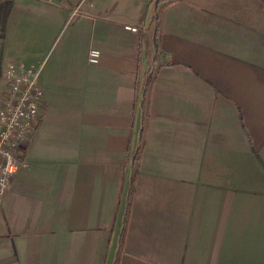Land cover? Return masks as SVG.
<instances>
[{"label":"crops","instance_id":"obj_1","mask_svg":"<svg viewBox=\"0 0 264 264\" xmlns=\"http://www.w3.org/2000/svg\"><path fill=\"white\" fill-rule=\"evenodd\" d=\"M81 1L0 0L44 62L0 264H264V0Z\"/></svg>","mask_w":264,"mask_h":264},{"label":"built area","instance_id":"obj_2","mask_svg":"<svg viewBox=\"0 0 264 264\" xmlns=\"http://www.w3.org/2000/svg\"><path fill=\"white\" fill-rule=\"evenodd\" d=\"M78 12L79 6L72 13ZM124 28L136 33L144 29V24H126ZM100 57L99 50L91 49L87 59L96 65ZM43 65L14 61L6 63L1 71L5 86L0 100V198L5 196L12 177L28 166L22 147L35 129L43 101Z\"/></svg>","mask_w":264,"mask_h":264},{"label":"rangeland","instance_id":"obj_3","mask_svg":"<svg viewBox=\"0 0 264 264\" xmlns=\"http://www.w3.org/2000/svg\"><path fill=\"white\" fill-rule=\"evenodd\" d=\"M56 1H59V3L65 5L64 0H56ZM6 10H7L6 7L5 8H2L1 7V9H0V16H2V18H4L6 16V14H5ZM25 11H26L27 15H29V11L28 10H25ZM10 15H12V14L10 13ZM2 55H3V48H2V43L0 42V68H1L2 63H3V56ZM4 86H5V83H4V81H3V79H2V77L0 75V100L2 99V94H3V91H4Z\"/></svg>","mask_w":264,"mask_h":264}]
</instances>
